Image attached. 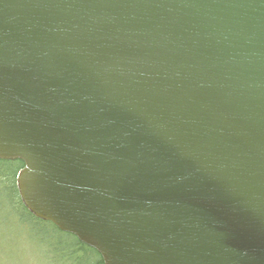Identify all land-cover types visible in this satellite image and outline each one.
<instances>
[{
    "label": "water",
    "instance_id": "water-1",
    "mask_svg": "<svg viewBox=\"0 0 264 264\" xmlns=\"http://www.w3.org/2000/svg\"><path fill=\"white\" fill-rule=\"evenodd\" d=\"M0 160L104 264H264V0H0Z\"/></svg>",
    "mask_w": 264,
    "mask_h": 264
},
{
    "label": "rangeland",
    "instance_id": "rangeland-1",
    "mask_svg": "<svg viewBox=\"0 0 264 264\" xmlns=\"http://www.w3.org/2000/svg\"><path fill=\"white\" fill-rule=\"evenodd\" d=\"M27 217L14 214L8 202L0 201V264H84L83 254L64 250L68 246L64 239H71L66 233L49 224L26 222Z\"/></svg>",
    "mask_w": 264,
    "mask_h": 264
},
{
    "label": "trees",
    "instance_id": "trees-1",
    "mask_svg": "<svg viewBox=\"0 0 264 264\" xmlns=\"http://www.w3.org/2000/svg\"><path fill=\"white\" fill-rule=\"evenodd\" d=\"M24 167L22 161H6L0 160V201L8 202L11 210L14 214H18L20 217L22 214L27 215V221L29 220L38 222L42 225H50L55 231L59 233H65L59 230L54 224L46 221L37 219L32 215L29 210L24 206L21 201L20 194L17 187V175ZM26 218V217H22ZM71 239H64L65 245L64 250H73L77 256L84 255V264H104L102 257L94 249L80 242L75 236L66 233ZM89 252H93L94 255H90ZM96 257V258H94Z\"/></svg>",
    "mask_w": 264,
    "mask_h": 264
},
{
    "label": "bare ground",
    "instance_id": "bare-ground-1",
    "mask_svg": "<svg viewBox=\"0 0 264 264\" xmlns=\"http://www.w3.org/2000/svg\"><path fill=\"white\" fill-rule=\"evenodd\" d=\"M19 172V171H18Z\"/></svg>",
    "mask_w": 264,
    "mask_h": 264
}]
</instances>
